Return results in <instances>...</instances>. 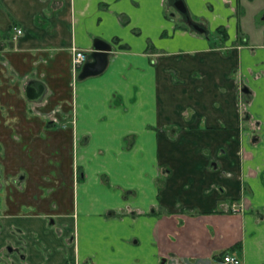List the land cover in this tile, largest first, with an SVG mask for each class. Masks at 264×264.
<instances>
[{"label": "crops", "instance_id": "crops-1", "mask_svg": "<svg viewBox=\"0 0 264 264\" xmlns=\"http://www.w3.org/2000/svg\"><path fill=\"white\" fill-rule=\"evenodd\" d=\"M166 2L0 0V263L264 264V42L231 9L218 47L178 36ZM96 39L107 68L79 79Z\"/></svg>", "mask_w": 264, "mask_h": 264}, {"label": "rangeland", "instance_id": "rangeland-1", "mask_svg": "<svg viewBox=\"0 0 264 264\" xmlns=\"http://www.w3.org/2000/svg\"><path fill=\"white\" fill-rule=\"evenodd\" d=\"M164 13L167 17V20L173 25H175V29L171 28V30H178L177 34L178 36H183L184 34H189L196 36V32L191 30L187 24L182 20L181 16L177 13V11L172 7L168 5V2L165 4ZM221 6V7H220ZM196 10H198V13H193L195 17L198 19H195L191 17L195 22L203 25L204 27L208 28L209 30V37H210V43L213 45V47H218L220 45L221 36H228V32H231L234 30L232 25L229 26H219L215 29H210L211 27V20L208 15V13H211L210 15L213 16V13L217 15V10L222 9H231L232 11L235 10L236 12V18L238 19V34H237V44H242L243 41L247 40L250 43H258L261 44L264 42V0H223L222 5L218 4L216 0H209L206 4L207 11H204L200 9L199 6L195 7ZM219 14V13H218ZM222 14V12H221ZM201 17V18H200ZM230 21V19L228 20ZM232 26V27H231ZM228 31V32H227ZM170 35V31L167 32ZM195 33V34H194ZM163 33V37L169 35ZM187 36L184 35V38ZM189 37V36H188ZM226 37H224L226 39ZM223 45V44H222ZM224 46V45H223ZM149 52L152 53V59H153V65H156V60H154L155 55L154 54H169V52H165L164 50H160L158 48H155L150 46ZM171 56L169 55V58ZM169 75L172 78V81L177 80V76L174 71H170ZM189 110V109H188ZM190 114V110L187 111L186 109L183 110V115L187 116Z\"/></svg>", "mask_w": 264, "mask_h": 264}, {"label": "water", "instance_id": "water-1", "mask_svg": "<svg viewBox=\"0 0 264 264\" xmlns=\"http://www.w3.org/2000/svg\"><path fill=\"white\" fill-rule=\"evenodd\" d=\"M169 5L180 14L184 22L190 27L191 30L198 34L207 35V30L200 24L194 22L189 14L188 8L184 0H168ZM112 52V46L100 39H96L93 44V51L90 53L87 62L82 67L79 74V79H84L90 76L100 75L105 71L108 65V58ZM43 94L41 86L32 84L27 90V96L29 99L40 98Z\"/></svg>", "mask_w": 264, "mask_h": 264}, {"label": "built area", "instance_id": "built-area-1", "mask_svg": "<svg viewBox=\"0 0 264 264\" xmlns=\"http://www.w3.org/2000/svg\"><path fill=\"white\" fill-rule=\"evenodd\" d=\"M22 34L21 29H16V35L13 38H17L19 35ZM87 60V53L80 50H74L72 54V69L73 72H78L83 64ZM218 264H242L239 257L232 253H225L221 256L220 260L218 261Z\"/></svg>", "mask_w": 264, "mask_h": 264}, {"label": "flooded vegetation", "instance_id": "flooded-vegetation-1", "mask_svg": "<svg viewBox=\"0 0 264 264\" xmlns=\"http://www.w3.org/2000/svg\"><path fill=\"white\" fill-rule=\"evenodd\" d=\"M171 6H172V5H171ZM172 7H173V6H172ZM181 18H182V17H181ZM182 20H183V18H182ZM183 21H184V20H183ZM246 43H247L246 41H243L242 44H240V45H244V44H246ZM245 91H247V88H244V92H245ZM233 210H236V207H234ZM218 261H219V260H218ZM0 264H3V263L1 262ZM217 264H218V262H217Z\"/></svg>", "mask_w": 264, "mask_h": 264}]
</instances>
